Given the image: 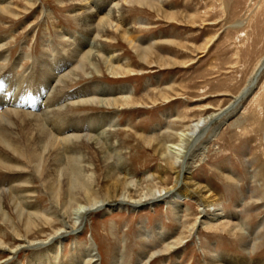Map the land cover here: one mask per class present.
<instances>
[{
	"label": "rangeland",
	"instance_id": "obj_1",
	"mask_svg": "<svg viewBox=\"0 0 264 264\" xmlns=\"http://www.w3.org/2000/svg\"><path fill=\"white\" fill-rule=\"evenodd\" d=\"M116 2L117 16L110 19L113 27L108 20L102 21L104 14H100L97 28L104 31L103 40L98 42L106 52L113 51L116 58L122 59L118 69L121 73L112 69L119 66L117 60L105 59L106 56L99 60L85 59L83 67L78 69L76 64L71 67L77 80L66 91L72 93L100 83L110 89L125 87L132 98L108 107L76 106L70 113L113 119V127L105 126L103 132H96H101L100 137L95 132L92 135L110 145L112 164H118L122 153L124 165L132 172L130 179L135 180L131 194L134 199L150 190L173 186L176 173L166 166V158L170 155L175 158L164 154L160 147L179 142L177 131L206 118L201 123L202 137L188 157L191 164L187 176L207 190V196H212L216 203L209 208L220 209L222 217L217 222L210 219L206 221L210 223H203L202 218V222L196 223L201 206L191 198L178 201L179 215L162 198L143 201L137 209L94 208L75 230L64 231L59 258L74 255L76 245L93 244L98 264H112V253L116 251L124 255L122 264H137L146 246L152 252L165 248L166 242L154 241L151 235L162 228L176 248L155 254L154 259L144 264H208L216 257L224 259L223 264H230L226 261L264 264V68L257 82L251 84L252 75L264 57V0H114L113 3ZM93 3L92 0H0V7L4 8L0 10V51L7 58L0 60L4 66L0 86L15 61L20 64L16 75L27 76L38 69L41 57H54V50L69 54L74 35L83 38L81 33L89 32L79 17ZM126 29L131 32L133 45L123 36ZM64 31L69 32L65 37ZM246 89L248 95L240 99ZM85 134L91 133L83 132V137ZM94 148L82 149L99 167L93 187L102 193L104 154ZM116 170L122 175L121 169ZM159 175L167 176L166 182ZM34 188L41 206H48L49 196L42 191L41 182L35 183ZM77 206L67 211L65 223L74 224ZM51 220L56 223L54 228L40 221L30 240L47 239L60 228L59 219ZM0 236L6 238L10 247L20 243L1 223ZM31 250L21 248L11 258L0 252V264H27Z\"/></svg>",
	"mask_w": 264,
	"mask_h": 264
},
{
	"label": "bare ground",
	"instance_id": "obj_2",
	"mask_svg": "<svg viewBox=\"0 0 264 264\" xmlns=\"http://www.w3.org/2000/svg\"><path fill=\"white\" fill-rule=\"evenodd\" d=\"M99 1L92 0L95 3L90 5L91 7H85L84 13L82 12L84 15L80 14L82 17L79 19L89 32L81 33L83 38H78L77 34L74 35V43L69 45V47L73 46L68 49L72 50L69 54L65 55L62 53L63 50L58 52L54 50V57H51L52 55H48L46 58L41 57L37 61L38 69L27 76L16 75L15 71L20 64L15 61L13 68L5 73L8 78L1 82L0 223L7 226L12 231L13 237L20 243L15 244L16 247H10L4 238L5 235L0 236V252L7 253V257L11 258L19 249L30 247L32 250L27 264H98V255L93 244L74 245L76 248L74 255L70 254L71 256L66 259L59 258V245L63 241L64 231L75 230L76 226L81 225L94 208L102 209L107 206L117 210L132 206L137 209L138 204L143 201H157L162 198L179 215L181 207L178 201L182 198H191L197 202L198 206H201V216L197 218L196 223L202 222V218L204 219L203 223H210L206 222L210 219L217 222L222 217L220 209L209 208L215 206L216 203L212 196H207V190L187 176L191 164L188 157L194 151L193 146L202 137L200 135L201 123L206 118H200L193 122L186 130L177 131L179 142L160 147L164 154H172L176 160L172 159L171 155L166 158V166L175 170L176 173L173 186L170 189L150 190L141 198L134 199L131 194L135 180L130 179L132 172L127 165H124L122 153L118 156V164H112L111 156L108 154V149L112 150L110 145H105L107 141L102 142L99 139L101 132L96 133L100 130L103 132L105 126L111 127L114 123L113 119L98 114L74 115L70 113V110L76 106L108 107L117 105L119 100L126 103L132 98L131 92L125 87L110 89L99 85L100 83L80 88L72 93L66 91L70 83L77 80V77L74 78L75 69L71 68L74 64L79 69L84 66L85 59L97 58L99 60L101 56H108L105 59L117 60L118 65L122 60L116 58L113 51L112 54L109 53L110 51L106 52L103 45L98 42L103 40L104 31L97 28V19L100 14H104L102 21L106 19L112 26L110 19L117 16V9L114 8L118 3H113L114 0ZM111 4L114 6L111 7ZM0 10H4V8L0 7ZM123 32L124 38L129 41L130 45H133L134 40L131 38V32L127 29ZM67 34L69 32L64 31L63 37ZM0 48H2L1 45ZM2 59L7 60L0 51V60ZM79 60L81 61L78 63ZM263 65L264 57L252 75L251 84L257 82ZM3 67L0 65V76L4 75L1 73ZM115 67L112 68L114 72L121 73L118 70L121 66ZM247 92L246 89L240 99L245 97ZM103 96L111 97L103 98ZM5 99L7 102L4 101ZM83 132L91 134H85L83 137ZM94 132L95 135L99 134V137L93 136ZM85 147L99 148L104 154L105 175L102 193L93 187L99 167L83 152L82 148ZM118 168L122 170V175L118 174L116 170ZM163 176L165 175H159L158 178L162 182H166L167 176L164 177L165 179ZM38 181L42 184V191L49 196L48 206L42 207L35 195L37 189L34 188V184ZM75 205L79 206L75 209L76 218L74 224L69 225L65 223L64 216L68 210L75 208ZM207 207L208 209H206ZM211 210L214 212L212 213ZM51 218L59 219L60 228L50 234L47 239L30 240L31 234L36 231L35 228L41 222L52 228L56 226ZM21 230L24 235H21ZM164 230L162 228L155 229L151 235L155 238L154 241L166 242L165 248L152 252L151 248L146 246V252L139 256L137 264L147 263L152 260L155 254L176 248L175 243L169 242L170 237L165 234ZM112 255V264H122L125 260L121 251L120 253L116 251ZM223 262L224 259L216 257L208 264H223ZM226 262L252 264L249 261Z\"/></svg>",
	"mask_w": 264,
	"mask_h": 264
},
{
	"label": "water",
	"instance_id": "obj_3",
	"mask_svg": "<svg viewBox=\"0 0 264 264\" xmlns=\"http://www.w3.org/2000/svg\"><path fill=\"white\" fill-rule=\"evenodd\" d=\"M262 69L264 68V65L261 67ZM262 69H261V71H262ZM256 83V82H255ZM254 85V84H253ZM248 95V92L246 93V95H245V97Z\"/></svg>",
	"mask_w": 264,
	"mask_h": 264
}]
</instances>
